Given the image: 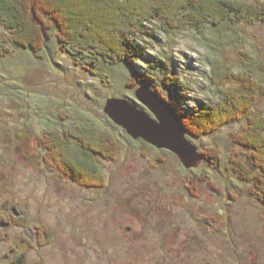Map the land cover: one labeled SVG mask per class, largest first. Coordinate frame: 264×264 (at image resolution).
I'll return each instance as SVG.
<instances>
[{"label":"rangeland","instance_id":"rangeland-1","mask_svg":"<svg viewBox=\"0 0 264 264\" xmlns=\"http://www.w3.org/2000/svg\"><path fill=\"white\" fill-rule=\"evenodd\" d=\"M48 24L36 52L17 48L0 25V264L21 256L24 264H264V205L232 165L243 155L233 136L244 122L187 135L203 160L186 170L103 112L119 98L152 116L134 92L143 85L169 103L165 75L182 86L185 113L249 85L264 91V24L209 21L196 32L157 19L135 37L142 55L117 66L62 47ZM140 74L154 80L136 84ZM253 110L264 113V96ZM81 127L117 144L99 159L102 189L61 176L42 147L48 133Z\"/></svg>","mask_w":264,"mask_h":264},{"label":"trees","instance_id":"trees-1","mask_svg":"<svg viewBox=\"0 0 264 264\" xmlns=\"http://www.w3.org/2000/svg\"><path fill=\"white\" fill-rule=\"evenodd\" d=\"M38 12L36 23L33 13ZM157 19L168 29L188 27L196 32L209 21L216 26L264 24V0H0V25L17 48L41 50L39 44L47 35L48 23L53 22L62 47L90 53L94 60L110 66L127 65L139 58L145 47L135 37L143 32L145 23ZM164 79L170 87L168 104L190 137L213 135L226 125L245 123L233 136L243 150L241 160H232L233 171L242 182L252 184V193L264 205V113L253 110L264 91L249 85L239 93H221L210 108L185 113L182 86L175 77L165 75ZM145 80L154 77L140 74L135 78L136 84ZM69 133L62 136L57 132L51 138L48 133L41 141L53 166L81 187L104 188L106 178L99 159L110 160L117 144L86 127ZM10 264H24L23 257Z\"/></svg>","mask_w":264,"mask_h":264},{"label":"water","instance_id":"water-1","mask_svg":"<svg viewBox=\"0 0 264 264\" xmlns=\"http://www.w3.org/2000/svg\"><path fill=\"white\" fill-rule=\"evenodd\" d=\"M134 95L152 116L119 98H108L103 112L133 140L172 153L186 170L197 168L203 155L187 139L185 128L166 100L146 86L137 87Z\"/></svg>","mask_w":264,"mask_h":264}]
</instances>
